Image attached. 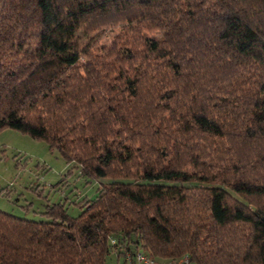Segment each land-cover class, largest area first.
Returning <instances> with one entry per match:
<instances>
[{
	"label": "trees",
	"instance_id": "16d2710c",
	"mask_svg": "<svg viewBox=\"0 0 264 264\" xmlns=\"http://www.w3.org/2000/svg\"><path fill=\"white\" fill-rule=\"evenodd\" d=\"M2 128L108 181L0 211V264H264V0H0Z\"/></svg>",
	"mask_w": 264,
	"mask_h": 264
},
{
	"label": "rangeland",
	"instance_id": "374dc122",
	"mask_svg": "<svg viewBox=\"0 0 264 264\" xmlns=\"http://www.w3.org/2000/svg\"><path fill=\"white\" fill-rule=\"evenodd\" d=\"M119 28L109 30L100 44L107 47ZM154 35V33H147ZM106 178L86 179L71 162H64L43 140L10 128L0 129V211L33 221L48 220L47 205L60 203L77 215L83 199L91 198ZM106 264H122L114 255Z\"/></svg>",
	"mask_w": 264,
	"mask_h": 264
},
{
	"label": "built area",
	"instance_id": "2783aa9c",
	"mask_svg": "<svg viewBox=\"0 0 264 264\" xmlns=\"http://www.w3.org/2000/svg\"><path fill=\"white\" fill-rule=\"evenodd\" d=\"M113 242V239H109ZM122 264H191L187 255L183 254L175 259L154 260L142 251H125L122 255Z\"/></svg>",
	"mask_w": 264,
	"mask_h": 264
}]
</instances>
